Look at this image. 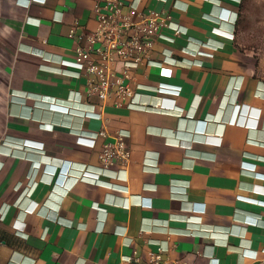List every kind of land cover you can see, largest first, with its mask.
<instances>
[{"label": "crops", "instance_id": "1", "mask_svg": "<svg viewBox=\"0 0 264 264\" xmlns=\"http://www.w3.org/2000/svg\"><path fill=\"white\" fill-rule=\"evenodd\" d=\"M238 1L122 0L171 21L129 105L72 63L104 0H0V264H264V76ZM121 129L128 160L100 168Z\"/></svg>", "mask_w": 264, "mask_h": 264}, {"label": "built area", "instance_id": "2", "mask_svg": "<svg viewBox=\"0 0 264 264\" xmlns=\"http://www.w3.org/2000/svg\"><path fill=\"white\" fill-rule=\"evenodd\" d=\"M122 0H104L102 4L96 3L94 11L97 19L95 29L86 33V43L75 46L73 64L84 68L94 75L88 80L87 91L103 99L110 92L120 98H129V105H136L134 101L135 90L131 86V68L149 58L157 37L161 36V28L171 23L169 14L149 9L139 12L138 20H132L129 14L121 11ZM234 14V21L236 17ZM178 32V27L175 26ZM94 44H96L94 46ZM204 44V43H202ZM199 46V45H198ZM198 48V47H197ZM117 57V58H115ZM121 62L120 67L113 65L115 60ZM85 62V63H84ZM162 74H169L170 70ZM78 74V72H76ZM87 116L100 117L97 111H85ZM105 128L91 131L90 136L106 135ZM127 130H118L113 140L106 142L98 154L100 168L107 169L115 161L125 163L129 158V148L125 136ZM85 177L81 173L78 178ZM4 214V213H3ZM2 214V215H3ZM130 256H127L129 258ZM148 264H195L187 260L163 259L160 252L152 253Z\"/></svg>", "mask_w": 264, "mask_h": 264}, {"label": "rangeland", "instance_id": "3", "mask_svg": "<svg viewBox=\"0 0 264 264\" xmlns=\"http://www.w3.org/2000/svg\"><path fill=\"white\" fill-rule=\"evenodd\" d=\"M235 39L249 49L259 73L264 76V0H241Z\"/></svg>", "mask_w": 264, "mask_h": 264}, {"label": "trees", "instance_id": "4", "mask_svg": "<svg viewBox=\"0 0 264 264\" xmlns=\"http://www.w3.org/2000/svg\"><path fill=\"white\" fill-rule=\"evenodd\" d=\"M241 0L238 1V10L236 11V17H235V21H234V25H235V31H236V25L238 23V17H239V9H240V5H241Z\"/></svg>", "mask_w": 264, "mask_h": 264}]
</instances>
